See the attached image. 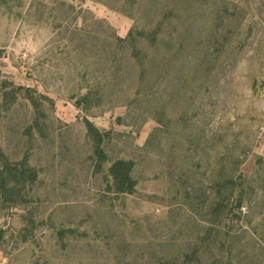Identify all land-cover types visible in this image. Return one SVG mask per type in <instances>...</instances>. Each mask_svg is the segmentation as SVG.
<instances>
[{
    "label": "rangeland",
    "instance_id": "374dc122",
    "mask_svg": "<svg viewBox=\"0 0 264 264\" xmlns=\"http://www.w3.org/2000/svg\"><path fill=\"white\" fill-rule=\"evenodd\" d=\"M0 264H264V0H0Z\"/></svg>",
    "mask_w": 264,
    "mask_h": 264
},
{
    "label": "trees",
    "instance_id": "16d2710c",
    "mask_svg": "<svg viewBox=\"0 0 264 264\" xmlns=\"http://www.w3.org/2000/svg\"><path fill=\"white\" fill-rule=\"evenodd\" d=\"M118 163H121V164H126L127 165V162L123 161V160H120L118 161ZM129 164V163H128ZM126 178H128V175L126 174Z\"/></svg>",
    "mask_w": 264,
    "mask_h": 264
}]
</instances>
